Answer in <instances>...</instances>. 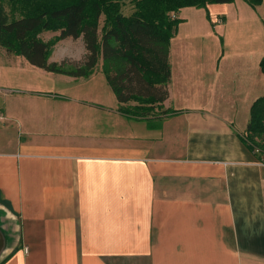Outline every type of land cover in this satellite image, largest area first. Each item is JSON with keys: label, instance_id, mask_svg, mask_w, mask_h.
<instances>
[{"label": "crops", "instance_id": "0c3cea01", "mask_svg": "<svg viewBox=\"0 0 264 264\" xmlns=\"http://www.w3.org/2000/svg\"><path fill=\"white\" fill-rule=\"evenodd\" d=\"M177 32L163 102L58 85L0 106V264H264V162L245 135L264 52Z\"/></svg>", "mask_w": 264, "mask_h": 264}, {"label": "trees", "instance_id": "16d2710c", "mask_svg": "<svg viewBox=\"0 0 264 264\" xmlns=\"http://www.w3.org/2000/svg\"><path fill=\"white\" fill-rule=\"evenodd\" d=\"M124 1L25 0L16 13L7 11L0 0V46L30 65L73 77H89L101 58V69L119 103L163 102L170 79L169 43L180 21L171 13L233 0H130L134 10L129 15L120 10ZM244 1L252 7L264 4V0ZM55 22L59 39L81 38L84 54L78 61L48 60V45L36 33ZM259 66L264 75V56ZM249 114L246 139L264 157V94L252 103Z\"/></svg>", "mask_w": 264, "mask_h": 264}, {"label": "rangeland", "instance_id": "374dc122", "mask_svg": "<svg viewBox=\"0 0 264 264\" xmlns=\"http://www.w3.org/2000/svg\"><path fill=\"white\" fill-rule=\"evenodd\" d=\"M24 1L4 0V5L7 11L17 13ZM133 4L134 2L130 0L120 3L121 12L124 15L131 14L134 10ZM179 11L181 13L179 18L178 11L171 13L172 18L180 19L176 28V32L178 30L176 38L196 36L198 42L201 43L204 41L201 37H206L212 38L211 40L215 41L219 47L222 41L223 43L227 42L232 47L234 42H243L242 38L249 37L252 39L250 45L245 46H251L257 52H264V4L252 7L244 0H233L230 3H219L208 8L184 7ZM104 17L103 14L100 17V30L104 23ZM57 28L58 25L55 22L48 28L39 29L36 33L37 37L48 45V59L55 62L65 60L67 63L81 59L84 54L81 38L59 39ZM198 46L200 45L198 44ZM224 46L225 44L222 47L224 48ZM258 55L259 52L257 57ZM101 64L102 62L100 65L98 62L94 68L93 74L96 75L94 81H89L88 77L75 80L74 77L70 78V76L68 80H58L56 74L39 67L36 68L21 55L8 52L0 46V106H12V97H16L18 94L16 91L22 87L50 88L68 85L71 86V90H74L71 91L72 95L83 96L85 93L91 92L90 85H105L106 89H109V96L114 98L101 69ZM67 76L61 77L66 78ZM7 90H14V92L5 93ZM92 93L93 95L99 94V92ZM101 94L104 95L105 93L102 92ZM153 112L157 113L156 111ZM258 155L264 162V157L260 153Z\"/></svg>", "mask_w": 264, "mask_h": 264}, {"label": "water", "instance_id": "95a60500", "mask_svg": "<svg viewBox=\"0 0 264 264\" xmlns=\"http://www.w3.org/2000/svg\"><path fill=\"white\" fill-rule=\"evenodd\" d=\"M3 240H4L3 235L0 232V248L2 247Z\"/></svg>", "mask_w": 264, "mask_h": 264}]
</instances>
